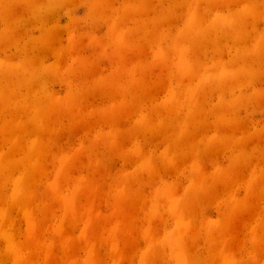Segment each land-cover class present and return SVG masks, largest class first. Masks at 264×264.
I'll use <instances>...</instances> for the list:
<instances>
[{
    "label": "rangeland",
    "instance_id": "1",
    "mask_svg": "<svg viewBox=\"0 0 264 264\" xmlns=\"http://www.w3.org/2000/svg\"><path fill=\"white\" fill-rule=\"evenodd\" d=\"M0 264H264V0H0Z\"/></svg>",
    "mask_w": 264,
    "mask_h": 264
}]
</instances>
